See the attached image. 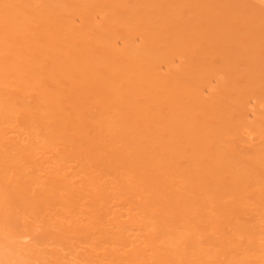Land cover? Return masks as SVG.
Here are the masks:
<instances>
[{
	"label": "bare ground",
	"instance_id": "1",
	"mask_svg": "<svg viewBox=\"0 0 264 264\" xmlns=\"http://www.w3.org/2000/svg\"><path fill=\"white\" fill-rule=\"evenodd\" d=\"M245 2L0 0V214L97 236L113 264H264V114L259 148L242 115L264 106V13Z\"/></svg>",
	"mask_w": 264,
	"mask_h": 264
},
{
	"label": "rangeland",
	"instance_id": "2",
	"mask_svg": "<svg viewBox=\"0 0 264 264\" xmlns=\"http://www.w3.org/2000/svg\"><path fill=\"white\" fill-rule=\"evenodd\" d=\"M244 2L247 5L249 3L252 4L253 6L252 5H250V6H252L254 8L255 7L260 8V12L264 13V0H244ZM256 10H259V9H256ZM223 19H224V21L219 22L221 25L220 28L223 30H226V27H228L230 21L235 20V19H231V18H229V19L223 18ZM228 20H230V21L228 22ZM227 23H228V25H227ZM222 26H224V28ZM243 33H245V32H243ZM213 88H215V89H213ZM220 89L221 88L219 87V85H217L213 81L212 90L217 92ZM207 90H206V88H205V90L202 89V91H203L202 95L206 96V97H204V96L203 97L208 99L211 95V92H208ZM209 93H210V95H209ZM251 101L254 102V100H251ZM257 101L258 100L256 99L255 103L249 102L248 103L249 105H247V108H248L247 110H249V111H247L246 107H245L246 111L244 110L242 113V115L245 113L243 116H244V119H246L245 120L246 125L247 126L249 125V126L246 128V130L244 129L245 131L243 130L244 136H243V134L241 136L245 137L244 140L249 138L247 136L252 135L251 138H253V136H254V140H252L254 142H252L251 140H250L251 141L250 142L249 139L246 141L248 144L250 143L249 146H252V147L254 146L253 148H256V146H257V148H259L260 145H258V144H260V143L262 144V142H260L261 139H259V137L256 136L258 133L252 128V126L257 121V119H255L256 116H254V115H258V112L260 113V115L264 114V109H263L264 106L257 104ZM253 111H254V115H253ZM245 115H247V116H245ZM251 123L252 124L254 123V124L251 125ZM9 205H11V207ZM13 205L14 204L12 202H9V200H4L1 203V209L3 210V212H1V214H0V216H2V214H4V216H6L5 218H7V219H4V216L0 217V229L3 228L2 230L5 231L6 235L8 234L7 235L8 237H6L5 234H3L4 237L2 235H0V241L10 239V238L13 239L14 236L16 237V238H14V241H13L15 243L9 242L10 244L11 243L12 244L11 245L9 244V246L7 248L9 253L11 254V257H13V259H14L13 264H18V263L19 264H98V260H99L98 257L103 255L105 253L104 252L105 250H108V247L106 245L97 242V240L99 239V237H97V236H91V237H89L90 238L89 240H85L84 238L82 239L81 237H80L81 239L78 237H77L78 239H76L75 237L78 235H75V234H74L75 236L73 234H69V233L68 234L67 233L61 234L62 228L59 229L61 227V225L59 228L52 225L50 220L47 219L50 216L49 217L43 216L44 213L43 214L38 213V215H37V213H33L32 211H29L27 213L24 210L22 211L21 208L16 207V204L14 206ZM4 206H6V210H5ZM4 210L6 211V213H4ZM22 212H25V213L22 214ZM54 217H56V215ZM55 219H57V218H54V220ZM4 220H5V222H4ZM4 223L7 225V228H6V225ZM64 223H65V221H64ZM50 224H51V226H49ZM65 224L67 225L68 223H65ZM2 226H4L5 229ZM29 227H39L40 229L38 228L39 230H35L36 232H33L31 234V232H29ZM27 230H28V232H27ZM134 232H135V230L132 231V233H134ZM137 232H139V231L137 230ZM137 232H135V233H137ZM25 233L27 235H29V237L24 241L19 239L21 236H24ZM28 233H30V234H28ZM12 235H13V237H12ZM46 235H48V236H46ZM71 235H73V236H71ZM17 237H18V239H17ZM71 237H73V238H71ZM1 238H3V239L1 240ZM17 240H20V241L18 242ZM106 247H107V249H106ZM87 252H88V254H87ZM106 256H101L100 259L102 257L106 258ZM254 260H257V262H258L259 259H254ZM95 261L97 263H95ZM101 261H102V259L99 261L100 264H113V263H109L108 261H105V260H103L102 262Z\"/></svg>",
	"mask_w": 264,
	"mask_h": 264
}]
</instances>
